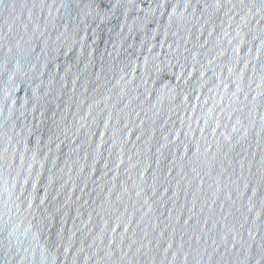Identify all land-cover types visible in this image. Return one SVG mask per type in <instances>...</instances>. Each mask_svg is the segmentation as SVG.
<instances>
[{"label": "water", "instance_id": "1", "mask_svg": "<svg viewBox=\"0 0 264 264\" xmlns=\"http://www.w3.org/2000/svg\"><path fill=\"white\" fill-rule=\"evenodd\" d=\"M0 264H264V0H0Z\"/></svg>", "mask_w": 264, "mask_h": 264}]
</instances>
